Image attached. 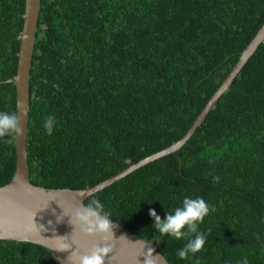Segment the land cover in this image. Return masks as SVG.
<instances>
[{"label": "trees", "instance_id": "16d2710c", "mask_svg": "<svg viewBox=\"0 0 264 264\" xmlns=\"http://www.w3.org/2000/svg\"><path fill=\"white\" fill-rule=\"evenodd\" d=\"M24 0H0V111L16 112ZM264 22V0H41L26 151L38 186L91 187L181 138ZM56 119L52 135L43 122ZM0 138V186L15 139ZM185 197L210 206L201 252L161 236ZM101 214L170 264H264V42L178 151L98 190ZM0 264H57L42 245L0 239Z\"/></svg>", "mask_w": 264, "mask_h": 264}, {"label": "water", "instance_id": "95a60500", "mask_svg": "<svg viewBox=\"0 0 264 264\" xmlns=\"http://www.w3.org/2000/svg\"><path fill=\"white\" fill-rule=\"evenodd\" d=\"M41 0H24L23 24L16 73L7 81L15 86L16 113L20 117L22 134L15 136V169L9 182L0 186V239L26 241L44 246L57 264H79L78 257L90 254L96 247H109L104 264H145L146 252L152 264H170L156 245L107 218L111 235L89 233L77 213L85 209V199L121 179L135 169L172 152L178 151L224 94L242 67L264 42V22L239 54L238 59L209 97L184 135L174 143L140 158L108 178L82 189L51 188L33 184L29 179L26 136L29 120L30 70L36 41ZM65 244L68 248L64 250ZM64 250V251H63Z\"/></svg>", "mask_w": 264, "mask_h": 264}, {"label": "clouds", "instance_id": "9594fccd", "mask_svg": "<svg viewBox=\"0 0 264 264\" xmlns=\"http://www.w3.org/2000/svg\"><path fill=\"white\" fill-rule=\"evenodd\" d=\"M56 123L53 116H48L44 120L43 128L48 135H52ZM22 132L20 117L16 112L0 111V138H9L6 142L10 143L11 138L19 136ZM103 208L99 200L93 199L88 207L77 213V218L82 224L87 225L89 233H103L107 239L111 235L112 225L107 218L101 217ZM209 211L210 206L202 197H185L181 206L174 208L171 212H166L163 219L155 209H150L149 215L154 220L153 228L161 236H168L175 240H187L176 255L180 259H189L201 252L205 246L206 236L199 230V225ZM65 245L64 250L68 248V245ZM109 251H111L109 247H96L90 254L79 256V264H104ZM153 252L154 249L146 252L145 264H152L147 258V253L153 256ZM243 264H247V261L245 260Z\"/></svg>", "mask_w": 264, "mask_h": 264}]
</instances>
